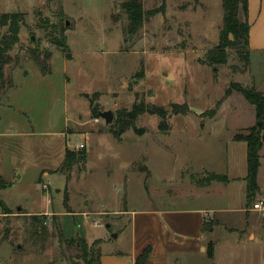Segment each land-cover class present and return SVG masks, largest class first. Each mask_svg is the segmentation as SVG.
<instances>
[{
    "label": "rangeland",
    "instance_id": "1",
    "mask_svg": "<svg viewBox=\"0 0 264 264\" xmlns=\"http://www.w3.org/2000/svg\"><path fill=\"white\" fill-rule=\"evenodd\" d=\"M5 13H23L24 22L0 95V264H85L78 245L61 238L116 247L114 212L156 207L157 194L180 195L207 171L246 176V162L244 172L234 165L245 144L234 138L257 125L255 107L225 93L232 83L251 88V76L263 86L264 56L243 60L229 48L226 64L207 63L221 42L223 0H0ZM47 54L44 75L34 57ZM86 94L114 119L135 102L191 112L169 118L167 132L145 114L136 122L143 134L119 136L114 121L92 115ZM67 151L86 161L67 171ZM260 156L264 193V146Z\"/></svg>",
    "mask_w": 264,
    "mask_h": 264
},
{
    "label": "crops",
    "instance_id": "2",
    "mask_svg": "<svg viewBox=\"0 0 264 264\" xmlns=\"http://www.w3.org/2000/svg\"><path fill=\"white\" fill-rule=\"evenodd\" d=\"M248 22L250 55L264 56V0H248ZM258 73L255 70V74ZM256 77L251 76V87L264 94L261 76ZM238 143L245 145L238 146L234 165H241L244 172L247 145L245 142ZM261 171L262 163L258 185L260 193H263ZM207 172L206 176L226 175L228 181L205 186L190 181L184 187L185 192L180 190V195L157 194L156 207L114 212L119 216L117 237L114 238L117 243H114L116 247H112L109 239L98 240L101 264H135L148 247L151 253L146 264H264V212L253 210V205L264 199L257 196L254 204H246L247 183L245 187L244 181L247 174L231 178L222 172ZM235 181L240 185L238 191L231 187ZM182 185L178 188H183ZM184 193L192 200L190 206L182 204ZM250 213L260 217L250 218ZM210 248L213 249L212 257L208 254Z\"/></svg>",
    "mask_w": 264,
    "mask_h": 264
},
{
    "label": "trees",
    "instance_id": "3",
    "mask_svg": "<svg viewBox=\"0 0 264 264\" xmlns=\"http://www.w3.org/2000/svg\"><path fill=\"white\" fill-rule=\"evenodd\" d=\"M224 8V26L221 33V42L217 46L214 52H209L207 57V63L216 65H224L227 61L226 50L234 48L239 52V56L245 60V53L249 52V30L250 25L248 22V0H223ZM240 12L243 14V19L240 18ZM24 22L23 13H5L0 14V29L2 27H9L8 33L0 40V95L2 91L6 90L9 82L6 79L5 68L11 64L14 59L11 55V51L19 42V32L21 25ZM229 34H233L234 41L231 42L228 38ZM59 46L62 51H66L68 46L65 38L59 41ZM247 57V55H245ZM34 62L40 68L41 72L46 75L50 71L49 54L46 55V59L41 57H34ZM249 64V62H248ZM233 93L241 94L251 105L255 107L256 121L261 123V126L257 125L242 129L240 133L235 135V141L245 142L247 145V166L248 172L246 176L247 183V205L254 204L256 197L260 193L258 185V174L261 166L260 152L264 145V94L260 92L256 87H245L241 83H232L226 90V97L231 96ZM89 100L90 109L93 116H99V106L95 103L93 98H90L88 94L84 95ZM191 112L187 104L172 105V111L169 112L165 108L157 106H149L145 102H135L130 110H120L116 113L113 126L117 125L118 130L112 129L117 135L123 134L126 130L133 129L137 134H143L145 129H139L136 126L137 120L145 115H156L160 117V130L167 132L169 130L168 120L173 115H187ZM86 154L75 153L67 151L63 163V168L70 171L77 163L86 161ZM228 177L226 175L208 174L205 178L197 180L199 186L210 185L213 182H227ZM3 177L0 175V186H6ZM64 236V235H63ZM61 241L69 242L70 244H76L82 252V258L85 264H101V251L99 249L100 241H96L89 245L84 239L73 241L69 239L61 238ZM97 246V248H96ZM151 253V248L148 247L136 260L135 264H146ZM210 257L213 255V249L208 251Z\"/></svg>",
    "mask_w": 264,
    "mask_h": 264
},
{
    "label": "water",
    "instance_id": "4",
    "mask_svg": "<svg viewBox=\"0 0 264 264\" xmlns=\"http://www.w3.org/2000/svg\"><path fill=\"white\" fill-rule=\"evenodd\" d=\"M16 3L21 4L22 0H14ZM34 40V38H33ZM100 117L105 121L106 125H110L113 123L114 121V114L111 111H107V112H101L99 113ZM257 126L260 127L261 123L258 122ZM21 209H19L18 211H20ZM117 235L114 236V238H116Z\"/></svg>",
    "mask_w": 264,
    "mask_h": 264
},
{
    "label": "built area",
    "instance_id": "5",
    "mask_svg": "<svg viewBox=\"0 0 264 264\" xmlns=\"http://www.w3.org/2000/svg\"><path fill=\"white\" fill-rule=\"evenodd\" d=\"M85 146L80 145L79 148L83 149ZM253 210L254 211H261L264 212V201H258L253 205Z\"/></svg>",
    "mask_w": 264,
    "mask_h": 264
}]
</instances>
